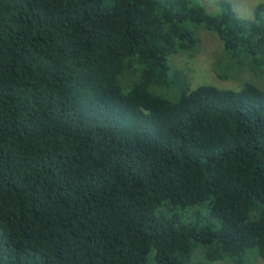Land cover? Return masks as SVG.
Here are the masks:
<instances>
[{"label": "trees", "instance_id": "trees-1", "mask_svg": "<svg viewBox=\"0 0 264 264\" xmlns=\"http://www.w3.org/2000/svg\"><path fill=\"white\" fill-rule=\"evenodd\" d=\"M204 32L238 89L191 86ZM264 257V2L0 0V264Z\"/></svg>", "mask_w": 264, "mask_h": 264}, {"label": "rangeland", "instance_id": "rangeland-1", "mask_svg": "<svg viewBox=\"0 0 264 264\" xmlns=\"http://www.w3.org/2000/svg\"><path fill=\"white\" fill-rule=\"evenodd\" d=\"M232 4L235 14L240 17H251L254 7L264 0H229ZM209 12L219 10V0H197ZM200 45L196 52H179L174 57V65H177L187 74L190 85L212 84L220 88L238 89L243 78L225 76L223 71L217 67L218 62H223V54L220 42L217 37L210 32H204L200 37ZM243 77V78H242ZM212 264H232L226 261H215ZM250 264H264V257L254 256Z\"/></svg>", "mask_w": 264, "mask_h": 264}]
</instances>
